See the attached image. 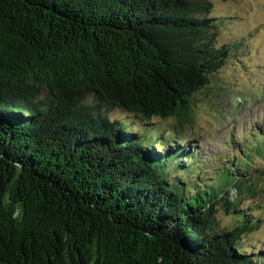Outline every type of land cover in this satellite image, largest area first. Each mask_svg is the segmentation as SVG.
Returning a JSON list of instances; mask_svg holds the SVG:
<instances>
[{"label":"trees","instance_id":"1","mask_svg":"<svg viewBox=\"0 0 264 264\" xmlns=\"http://www.w3.org/2000/svg\"><path fill=\"white\" fill-rule=\"evenodd\" d=\"M212 6L0 0V264H264V134L209 176L178 145L239 46Z\"/></svg>","mask_w":264,"mask_h":264},{"label":"rangeland","instance_id":"2","mask_svg":"<svg viewBox=\"0 0 264 264\" xmlns=\"http://www.w3.org/2000/svg\"><path fill=\"white\" fill-rule=\"evenodd\" d=\"M212 5L210 15L220 20L219 43L239 46L215 73L213 85L197 95L193 122L183 128L184 139L178 142L199 158L208 176L233 159L236 147L249 146L252 137L261 141L264 134V0H212ZM111 115L124 117L117 110ZM172 123L154 118L148 124L169 133ZM263 164L262 158L254 159L255 166ZM258 183V194L242 204L253 205L260 219L242 238L248 253L264 251V178ZM221 221H226L223 214Z\"/></svg>","mask_w":264,"mask_h":264}]
</instances>
